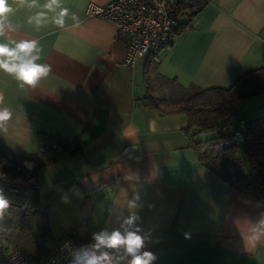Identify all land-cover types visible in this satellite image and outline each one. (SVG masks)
Here are the masks:
<instances>
[{"label":"crops","instance_id":"0c3cea01","mask_svg":"<svg viewBox=\"0 0 264 264\" xmlns=\"http://www.w3.org/2000/svg\"><path fill=\"white\" fill-rule=\"evenodd\" d=\"M107 1L61 0L69 12L61 28L43 8L47 0L36 7L8 0L12 30L0 42L38 41V63L51 71L35 86L21 87L0 70V107L12 112L0 138L18 154L50 141L40 132L80 144L33 178L52 232L75 234L79 248L101 231H122L123 219L136 215V226L155 241L147 249L155 264H264V240L251 239L264 200L232 189L198 162L184 114H162L140 101L148 61L155 64L152 81L160 74L202 87L226 86L264 67V0H207L170 51L139 57L132 66L123 64L125 43L115 25L85 13L89 2ZM42 11L48 17L42 25L29 23ZM136 192L140 201L132 207ZM110 251L114 264H127L122 250Z\"/></svg>","mask_w":264,"mask_h":264},{"label":"trees","instance_id":"16d2710c","mask_svg":"<svg viewBox=\"0 0 264 264\" xmlns=\"http://www.w3.org/2000/svg\"><path fill=\"white\" fill-rule=\"evenodd\" d=\"M206 3L207 0H198L181 7L176 35L186 26H191L196 13ZM154 69L155 64L148 61L144 68L147 91L140 98L142 104L162 114H184L187 117L185 132L198 162L232 189L264 200V114L249 120L239 115L240 101L264 92V67L244 71L228 85L214 87H202L193 82L182 85L175 77L160 74H156L152 81ZM154 83H158L165 96L155 95ZM240 120H244V131L240 129ZM192 127L198 129L194 135L191 134ZM208 131L215 132V135L206 140L197 139L199 133ZM40 133L50 141L42 143L39 146L41 150L38 148V151L20 154L12 152L0 138V170L10 178H20L27 172L35 176L40 167L54 163L63 154L80 149L76 140ZM53 144L61 150H55ZM1 161L5 162L2 164ZM25 161H34V165L24 169ZM4 191L10 199V207L0 220V235L7 238L9 246L18 247L36 259L45 258L53 249L56 239L47 213L37 206L36 189L29 197ZM23 202L27 203V209H22ZM31 207L33 209L29 210ZM67 235L73 240L74 250L78 249L77 236L73 233ZM48 242L50 245H47Z\"/></svg>","mask_w":264,"mask_h":264},{"label":"clouds","instance_id":"9594fccd","mask_svg":"<svg viewBox=\"0 0 264 264\" xmlns=\"http://www.w3.org/2000/svg\"><path fill=\"white\" fill-rule=\"evenodd\" d=\"M25 0H21L24 3ZM30 7L37 6V0H31ZM43 8L48 12H53L52 23L63 28L65 18L69 15L68 9L61 7V0H47ZM59 9V11H57ZM12 8L8 0H0V37L5 35V30H12V25L7 23L8 13ZM73 26L79 27V18L72 14ZM48 19L46 12H39L34 17L29 18V23L35 22L37 26L42 25ZM14 47L0 42V70L12 75L20 86H35L41 79L46 78L51 71L49 65L38 63L40 60L41 48L36 40H24L13 42ZM0 104H3V97L0 96ZM12 118V112L6 107H0V132H7V122ZM2 167V165H0ZM6 174L0 171V180H6ZM131 180L133 177L128 176ZM140 201L139 192L132 195L129 201L130 206H138ZM10 207V199L5 194L2 184H0V220L5 217ZM136 215H129L121 223V229L112 231H101L94 234V243L80 247L72 252L69 264H114V257L110 250H122L129 257L127 264H155L157 256L148 249V244L152 240L151 234L143 232L136 221ZM251 239L254 242L264 240V214L255 223Z\"/></svg>","mask_w":264,"mask_h":264},{"label":"built area","instance_id":"2783aa9c","mask_svg":"<svg viewBox=\"0 0 264 264\" xmlns=\"http://www.w3.org/2000/svg\"><path fill=\"white\" fill-rule=\"evenodd\" d=\"M196 1L198 0H108L105 4L89 2L85 13L115 25L116 35L122 37L125 43L123 64L132 66L139 57L149 56L155 59L160 50L172 49L181 7ZM193 25L192 22L191 26ZM239 126L244 131V120H240ZM52 147L57 151L61 150L56 144ZM23 163L28 167L26 161ZM0 184L6 191L20 193L17 188L1 180ZM34 189L35 183L31 188H25L23 193L29 197ZM22 209H27L26 202H23ZM54 236L56 241L53 249L45 258L36 259L18 247L9 246L7 238L0 235V264H69L74 251L72 238L69 235Z\"/></svg>","mask_w":264,"mask_h":264},{"label":"rangeland","instance_id":"374dc122","mask_svg":"<svg viewBox=\"0 0 264 264\" xmlns=\"http://www.w3.org/2000/svg\"><path fill=\"white\" fill-rule=\"evenodd\" d=\"M153 91H154L156 96H160V97L165 96V92L162 91V89H159L158 83L153 84ZM263 114H264V92L240 101L239 115H240V117L244 118L245 120H249V119H252V118L257 117L259 115H263ZM235 123L236 122L234 121V124ZM214 135H215V132H211V131L201 132L197 135V139L198 140H206V139L213 137ZM4 162L5 161H1L2 164ZM25 168L30 169L28 167H24V169ZM25 172H27V171H25ZM6 177H7L6 180H1V181L5 182L8 185H11V186H14L15 188H17V190L21 194H23L22 196H24V197L26 196V194L23 193V190L25 188L26 189L31 188L33 186V183H35V181L33 180V178L35 176L30 175L28 172L20 178H10L7 175H6ZM53 233L55 235L58 234L55 232H53Z\"/></svg>","mask_w":264,"mask_h":264},{"label":"water","instance_id":"95a60500","mask_svg":"<svg viewBox=\"0 0 264 264\" xmlns=\"http://www.w3.org/2000/svg\"><path fill=\"white\" fill-rule=\"evenodd\" d=\"M198 129L196 127H192L191 128V134L194 135L195 133H197Z\"/></svg>","mask_w":264,"mask_h":264}]
</instances>
